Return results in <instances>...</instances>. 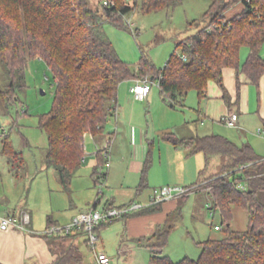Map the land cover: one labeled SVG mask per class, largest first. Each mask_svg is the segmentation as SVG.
Listing matches in <instances>:
<instances>
[{
  "label": "trees",
  "instance_id": "trees-1",
  "mask_svg": "<svg viewBox=\"0 0 264 264\" xmlns=\"http://www.w3.org/2000/svg\"><path fill=\"white\" fill-rule=\"evenodd\" d=\"M180 1L0 0V69L6 79L2 84L0 72V97L14 99L17 89L26 86L29 58L46 61L55 76L56 92L53 108L41 115L39 124L49 142L46 163L56 169L66 190H70L72 179L85 161L86 134L105 131L116 110L123 81L149 77L159 82L165 98L174 104L183 103L191 90L197 91L201 99L208 96L213 80L224 86L227 68L236 69L239 75L243 73L253 84L260 85L264 75V0H212L202 26L176 43L161 68L143 55L134 70L120 56L104 30L106 22L132 30L126 15L135 9L150 13L175 7ZM239 1L244 8L227 16V11ZM244 47L249 48L245 60ZM223 96L231 102L227 92ZM166 137L176 146L189 148L190 154L204 153L205 165L199 171V179L191 185V192L205 189L212 195L214 208L221 212L224 234L199 241L202 250L198 258L186 255L175 261L168 254H160L168 244L175 221L183 216V201L190 192L154 234L138 238L151 248V263L264 264V157L251 143L238 144L221 134L181 138L169 133ZM1 154L8 157L13 171L19 173L24 168L23 152L15 148L10 130L0 134ZM99 155L96 173L106 163L102 151ZM216 158L219 162L210 172ZM151 164L148 157L140 189L147 185ZM234 205L248 211L245 230L232 228ZM158 208L156 204L142 212ZM78 234L56 235L64 245L53 264L84 263V253L74 241Z\"/></svg>",
  "mask_w": 264,
  "mask_h": 264
},
{
  "label": "rangeland",
  "instance_id": "rangeland-1",
  "mask_svg": "<svg viewBox=\"0 0 264 264\" xmlns=\"http://www.w3.org/2000/svg\"><path fill=\"white\" fill-rule=\"evenodd\" d=\"M211 2L212 0H181L175 7L150 13L135 9L126 15L127 20L134 23L132 30L119 28L109 22L104 24V30L115 44L120 56L127 60L134 70L138 69L143 55L161 68L176 49V43L195 33L202 26L204 14ZM248 52L249 48L244 47L242 50L244 60ZM0 72L2 84H5L2 68ZM136 82V78L123 81L119 87L118 99L120 100L121 91L123 100L129 106L135 105V122L141 121L145 126L150 125L145 144L146 157H149L152 163L162 158L163 165L157 164L154 170L163 175L170 184L192 185L198 180L199 169L202 166L199 165L196 153L189 157L184 156L183 160L178 158L177 146L166 139L169 133H175L181 138L221 134L238 144L251 143L255 151L264 157V134L258 132L264 125L253 113H239L240 118L245 115L249 123L245 129L240 125L230 126L221 120V115L225 113L224 108L215 98L201 99L197 91L191 90L183 103L174 104L170 98L161 97V89L157 83L152 84L153 90L149 100L123 96L125 88ZM55 92L56 80L53 71L45 60L35 57L29 58L28 61L26 86L17 89L14 99L3 100L0 97V134L10 130L15 148L22 151L25 158L24 168L17 173L11 169L8 157L0 155V211L19 212L23 208H28L33 213L34 226L39 230L47 227L49 215L63 221L73 212L71 206L74 203L79 205V210L80 208L83 210L92 207L98 196L102 197L100 191L98 194L100 186L97 188L94 185L97 174H93L91 158L72 179L71 191L64 189L55 168L46 163L49 142L39 122L41 115L53 108ZM155 92L158 94L153 97ZM119 140L117 145L115 144V150L118 152L119 150L126 152L124 149L130 146L132 148L131 141L129 146L127 139L126 142ZM85 143L88 152L97 150L93 134H86ZM202 154L204 153L201 152ZM86 155L91 156L89 153ZM218 162V158L213 160L210 172L215 170ZM152 166L153 164L149 172ZM101 168L104 171L108 169L106 164ZM103 187L104 191L108 192L105 184ZM130 189L127 187L119 192V198L128 199L133 196L135 189ZM183 197L184 195H181L178 198L181 200ZM103 202L98 204L100 210L104 209ZM213 205L212 195L207 190L191 192L183 201V216L175 221L176 226L170 233L168 244L160 254H168L175 261L186 255L198 258L202 250L199 241L222 236L224 230L216 228L215 225L222 226L221 212ZM211 211L215 213L212 214ZM125 221L123 217L104 223L100 228L101 238L97 240L96 247L90 242L89 233L81 231L76 236L84 253L83 264H96V251L104 246L112 255L113 264H152L151 251L145 243H136L131 253H120V243L125 239L123 235ZM248 223V211L240 205H234L232 228L245 230Z\"/></svg>",
  "mask_w": 264,
  "mask_h": 264
},
{
  "label": "crops",
  "instance_id": "crops-1",
  "mask_svg": "<svg viewBox=\"0 0 264 264\" xmlns=\"http://www.w3.org/2000/svg\"><path fill=\"white\" fill-rule=\"evenodd\" d=\"M243 8V2L239 1L233 7H231L226 14L227 16L231 17L236 13H239ZM242 59L244 60V56H242ZM238 79H240L241 81L240 87L238 86ZM135 84L130 85L129 88L126 87L123 91V96H134L136 98L133 90ZM152 88L146 97V99L148 100L150 99V95L152 94ZM225 92H227L230 96V103L226 100L225 96H223ZM120 94L121 96L120 100L118 99L117 101L116 110L110 117L105 131L102 134L93 135L97 150L88 152L86 148V154L89 153L91 154V156L85 155V161L82 165L83 167L88 162L87 160L89 158L92 159L93 174H97L94 185L96 187L100 186L101 178L99 177V173L95 172L96 166L99 164L101 157V155H99V151H102V155L105 156V150L109 149L110 164L107 166L108 169L106 171L103 170L105 173V177L103 180L105 186L108 187V192L104 191L105 187H103L102 197L98 196L92 207L83 208V210H81L82 208H80L79 210V205L77 203H74L71 206L73 212L70 213L63 221L60 218L55 219L54 217L49 215L47 219V227L53 223L67 224L71 222L78 213L90 210L92 208H98V204L102 201H104V209L107 207H121L127 205L132 201L147 203L150 200V195L152 194L154 188L170 184L169 182H167V180L164 179L163 175H160L154 170L157 164L163 165L162 158L160 157L157 162L156 160H154V162L152 163L153 166L148 173L147 185L142 189L139 188V185L142 182L143 170L147 159V148H145V144L147 139L146 137L148 135V128L150 125L148 124L147 126H145V124L141 121H137L138 123L135 122V105L129 106V104H127L126 101L123 100L124 98L122 97L121 91ZM157 94L158 93L155 92L153 97H155V95ZM161 97L166 99L162 91ZM207 97H210V100L215 98V100H217L224 108L223 112L225 113L221 115V120L223 119L224 114H227L229 111H235L236 113H238V115L239 113H253L259 120L264 122V75L261 78L260 85L257 86L253 84L245 74L242 73L239 75L236 69L227 68L224 73V86L215 80L211 81L208 88V96H206V98ZM244 117L245 115L241 116V118L239 116V125L245 129L249 126V123L247 122L246 117ZM124 138L129 141V146L131 141L132 148L130 146V148L124 149V151L126 152H123L121 150H119L118 152L117 150H115V144L117 145L118 139H120L121 141L124 140V142H126V139ZM177 148V156L181 160H183L184 156L189 157L194 154H190V149L185 147L184 145H180L179 147L177 146ZM116 151L117 153H119V155L116 153ZM195 155H197L199 158L197 160H199L200 167H203V165H205V155H201V151L196 152ZM127 187L135 189V193L133 194V196H130L128 199H121V197L119 198V192H122ZM95 190L93 191L97 192ZM69 191H71V189ZM99 191L101 193V188L98 190V194ZM135 194L136 196H134ZM180 203L181 200L179 198L170 199L159 204V208L156 210L150 212H142V209L139 212H134L124 216L126 219L124 223L125 230L123 232L125 239H123L120 243V253H131V251L136 247V243L141 244V242L138 241V238L154 234L157 230L158 225L166 223ZM25 211L29 212L30 214V222L27 225L29 230H23L18 227L11 229H2L0 227V263L53 264V262L59 256L60 248L64 244L58 240V236L56 235L51 234L47 236L44 232L47 227L43 230L42 228L41 230L35 228L33 213L28 210V208H23L19 212L9 210H7L6 212L0 211V215L12 214L15 215L18 219H21L22 214ZM101 226L103 225H100L97 230V234L99 237L98 239L101 238ZM74 241L79 245V239H77V237ZM99 251H105L108 253V250L105 246L101 247ZM150 251L152 255L151 248ZM109 255L112 257L111 254ZM96 264H99L97 261V256Z\"/></svg>",
  "mask_w": 264,
  "mask_h": 264
},
{
  "label": "built area",
  "instance_id": "built-area-1",
  "mask_svg": "<svg viewBox=\"0 0 264 264\" xmlns=\"http://www.w3.org/2000/svg\"><path fill=\"white\" fill-rule=\"evenodd\" d=\"M105 3H108V0H105ZM129 23L133 25L134 23L129 20ZM159 82L151 80L149 77H143L137 79L135 86L133 87L136 98L145 99L149 92L151 91L152 84ZM223 121H225L230 126L239 125V115L235 111H229L226 115L223 116ZM259 133L264 134V127H260L258 130ZM106 165L110 164L109 161V149L105 150ZM99 177L101 178L100 188L101 193L103 191L104 185V171L102 168L99 172ZM194 186H185L178 184H167L153 189L152 194L150 195V200L147 203L140 201H132L127 205L121 207H107L103 210L98 208H92L87 211H82L78 213L71 222L67 224L53 223L47 227L44 231L48 235H69L76 231L87 232L90 235V242L94 247H96V242L98 240L97 227L103 223H110L116 219L122 218L128 214L140 211L149 206L163 203L170 199L178 198L181 195L188 194L192 191ZM212 214L215 211H211ZM30 222L29 212H24L22 218L18 219L15 215L6 214L0 215V227L2 229H11L18 227L23 230H29L28 223ZM216 228L222 229L223 226L216 225ZM97 261L99 264H112V257L105 251H96Z\"/></svg>",
  "mask_w": 264,
  "mask_h": 264
}]
</instances>
